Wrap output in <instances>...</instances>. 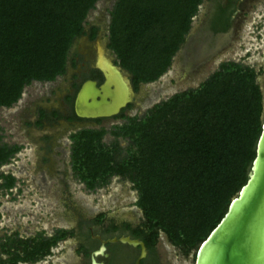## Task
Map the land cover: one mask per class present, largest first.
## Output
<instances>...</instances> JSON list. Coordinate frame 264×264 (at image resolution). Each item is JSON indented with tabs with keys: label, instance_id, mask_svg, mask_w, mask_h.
Segmentation results:
<instances>
[{
	"label": "trees",
	"instance_id": "obj_1",
	"mask_svg": "<svg viewBox=\"0 0 264 264\" xmlns=\"http://www.w3.org/2000/svg\"><path fill=\"white\" fill-rule=\"evenodd\" d=\"M98 1L0 0V108L16 104L33 82L55 81L67 72L73 45L87 33L88 15ZM238 1L219 0L212 22L215 31H229ZM203 2L117 0L109 48L130 73L135 89L167 72ZM97 29L92 27L91 38ZM262 74L264 68L257 71L226 61L198 87L175 93L143 116L130 117L124 109L119 117L127 120L114 130L85 127L74 134L73 167L87 187H103L113 176L128 179L139 192L137 205L143 212L137 224L119 223L102 212L91 220L82 218L80 226L93 225L94 233L105 238L130 235L143 240L148 255L141 264H163L158 244L164 232L185 256L194 252L195 261L200 244L249 179L264 123V89L258 80ZM73 117L78 118L75 113ZM108 132L117 138L111 144L103 141ZM120 136L132 143L127 153L121 152ZM22 148L5 142L0 126V169ZM0 178V193L17 181L4 172ZM79 235L90 239L91 230ZM75 236L73 228L20 239L25 246L10 264L41 260L60 241ZM99 245L94 240L79 246L85 256L82 264H90L89 256ZM110 247L119 256L107 264H135L140 255V247Z\"/></svg>",
	"mask_w": 264,
	"mask_h": 264
},
{
	"label": "rangeland",
	"instance_id": "obj_2",
	"mask_svg": "<svg viewBox=\"0 0 264 264\" xmlns=\"http://www.w3.org/2000/svg\"><path fill=\"white\" fill-rule=\"evenodd\" d=\"M116 2L117 0H99L87 18V22L103 25V47L107 45L109 48L111 12ZM203 10L201 5L192 25L198 23ZM208 48L210 50L206 54L190 53L189 57L185 50L177 52L165 74L157 81L142 86L139 97L144 103L125 113L130 117L143 116L155 104L175 93L198 87L226 61L242 62L255 67L257 71L264 68V0L249 1L240 13L237 27L230 33L221 35ZM83 49L78 43L74 46V52H78V67L74 68L70 63L67 75L60 76L55 81H35L25 88L22 98L16 104L10 108H0V126L5 142L23 147L10 163L0 169V173L13 174L18 179L11 193L4 192L0 196V245L5 241L1 236H12L16 228L21 229L22 238L39 233L53 236L60 229H71L81 213L95 216L106 212L110 217L126 216L137 221L143 217V212L137 205L139 192L130 180L121 179V176L113 177L109 184L90 191L77 179L71 169L69 136L83 127H71L65 121L45 128L37 123L27 125V119L36 120L35 111L39 103L62 106L59 87L65 88L68 80L81 71L83 58L79 57V53H83ZM111 51L117 63L118 55L114 50ZM214 54L218 57H214ZM86 55L85 58H88ZM85 79L82 78L81 81ZM258 80L264 89V74ZM146 95L149 98L145 99ZM48 98L51 99L49 105L45 102ZM122 122L125 123L126 120L111 118L101 125L92 124L87 127L114 130ZM48 132L52 135L60 132L52 153L49 151L51 140L45 138ZM110 133L106 140H109ZM122 143L126 145L130 140L125 138ZM59 146H62L63 153L59 152ZM74 241L72 237L60 241L50 255L34 264H81L82 257L77 254ZM158 246L163 264H194V252L185 256L164 232L161 233Z\"/></svg>",
	"mask_w": 264,
	"mask_h": 264
},
{
	"label": "water",
	"instance_id": "obj_3",
	"mask_svg": "<svg viewBox=\"0 0 264 264\" xmlns=\"http://www.w3.org/2000/svg\"><path fill=\"white\" fill-rule=\"evenodd\" d=\"M111 52L105 45L95 57V67L102 72L104 81L98 85L97 80L88 79L78 92L75 110L81 118L112 117L135 101L131 75L116 63ZM100 56L107 57V67ZM123 91L126 98L122 97ZM118 242L140 247L135 264H141L148 255L143 240L123 235L101 239L100 247L91 255V264H105L99 258L106 255L109 243ZM194 264H264V123L249 179L219 224L200 244Z\"/></svg>",
	"mask_w": 264,
	"mask_h": 264
},
{
	"label": "flooded vegetation",
	"instance_id": "obj_4",
	"mask_svg": "<svg viewBox=\"0 0 264 264\" xmlns=\"http://www.w3.org/2000/svg\"><path fill=\"white\" fill-rule=\"evenodd\" d=\"M221 1H223L224 4H226L228 2V0H221ZM249 1H255V0H239L237 2V4H236L237 5V10L233 14V25L231 26L229 31H227V32H217V31H215L212 28V22H213V18L215 16V11H216V8H217V4L219 3V0H204V2L201 4V5H203V8H204L203 13L200 16L198 23L195 26L191 25V29L189 30V32L187 34V37H186V39H185V41H184V43L181 46L179 51L185 50L184 52L187 54L188 57L190 56V53L194 54V55L195 54H197V55L199 54L200 55L202 53L206 54L210 50L208 48L209 45H212L213 42L216 43V41L220 39L221 35H226V34L230 33L231 31H233L234 28L237 27V25L239 23L240 13L242 12V10L245 9V7L247 6V3ZM92 27H97L98 28L95 38H91V36H90V31H91ZM102 27H103V25L100 24V23L99 24H94V23L87 22V24H86L87 33L82 35L81 37H79L75 41V43L73 45V48L71 50V53H70V59H69V62H68L67 72L63 76L68 74L70 63H72L74 68L78 67V62H79L78 61V52H76V53L74 52V46L77 43L79 44L81 49L84 48L83 49V53L82 52L79 53V57L83 58V60L81 61L82 66H81V71L79 73H77L76 76H73L71 80H68V84H67V86L65 88L59 87V91L62 93V96H61L62 106H60V107L47 106L44 103H39L38 106L36 107V111H35L36 117H37L36 120L34 119L35 120L34 121L33 119H27L26 120L27 125L32 126V125L37 123L39 126H42L43 128H45L47 125L52 127V126H55V125H60L62 122L65 121V122L69 123L71 127H79L80 126V127L85 128L84 126L87 127V125H92V124H95L97 126L101 125L105 120L111 119V118H115V120H120V119L123 120V121L127 120L126 118L119 117L120 113L124 109L118 115H115V116H112V117H102V118H81V117H79L77 115L76 110H75V101H76L78 92H79L82 84L88 79L97 80L98 81V85H100L104 81V77H103L102 72L95 67V57H96V46H97V43H98V48H97L98 51L102 50L101 48H104L103 44H102V42H104V40H103L104 35H103V28ZM85 48H87V49L85 50ZM221 50L222 49H220V51ZM218 52H219V50H218ZM86 54L88 55V58H85ZM214 57H218V55L214 54ZM94 74L97 77L93 78ZM82 78L83 79L86 78V79L81 81ZM100 78H103V80L100 81ZM143 85L144 84H141L138 89H135V87H134L137 96L135 98V101L132 104H129L125 108L126 109L125 111H128L132 107L140 106L141 104L144 103V101L142 102V99L139 97L140 94H141V90H142V86ZM144 98L147 99L149 97H148V95H146ZM45 102L49 105V102H51V99L50 98H48V100L45 99ZM74 113H75V115L78 118H74V117L72 118ZM118 124H122L123 125L124 123L122 122V123H118ZM83 128H79L78 130L73 131L70 134V136H69V139L71 141V161H70L71 162V169L74 172V174L77 177V179L80 181V183H83L86 186V189H88L90 191H95L98 188L95 189V190L89 189L87 187V184L79 177L78 173L76 172V170L73 167V162H72V152H73L72 148H73V145H74L73 135L78 133ZM108 134H109V132L104 135V137H103V141L104 142L111 144L114 141H116L117 138L112 132L110 133L109 140H106ZM59 135H60V132L57 133V134H53V135L49 134V132H48V134L45 135V138L47 140L48 139L51 140L50 144H49L50 153L53 152L54 145H56V141L58 140L57 138H58ZM118 141L120 142L121 147H122L121 152L127 153L131 149V145H132L131 141H130V143L124 145L122 142L125 141V138L121 137V136L118 137ZM59 148H60L59 152L63 153L62 146H59ZM113 177H120V176H113ZM0 182H3L2 178H0ZM17 182H18V179H17L15 185L12 188L8 189V190L7 189H1L0 196L4 192H6L8 194L11 193L12 190L16 187ZM97 215L94 216V215H90V214L81 213L79 218H78V220H77V223L71 228V229L74 228L76 230L77 235H78V236L72 237L75 240L74 242H75V245H76V251L77 252H78L79 246L81 244H85V245L89 246L91 241L95 240V241H99L100 245H101V239H109V238L103 237L101 234L94 233V226L93 225L85 226V227H81L80 226V222H81L82 218H84V220H91L92 218L96 217ZM116 219H117V221L119 223L123 222V221H129V222H131L133 224H137L140 221V220L137 221V220H135V219H133L131 217H126V216H124L122 218H116ZM87 230H91L90 239H88V238L83 239V240L79 239V236H80L79 234L86 233ZM20 233H21V229L20 228H16L12 236L9 237L8 234L7 235L5 234V235L1 236V239L5 240L0 245L1 246V251H0V263L1 264H2L3 261H8L7 264H10V259L12 258V256H14V255L16 256L18 254V251H20V250L23 251V248H24L23 246H25V244L24 243H20L19 242L20 239H22V240H26V239H29V238L33 239V238L37 237L40 234V233L39 234L37 233L38 235H32V236H29V237H26V238H22V237H20ZM43 235L44 236H48V235H45L44 233H43ZM99 236L101 237V239L99 238ZM118 243H120V242H118ZM114 244H116V243H111V244L109 243L107 245L108 247H107L106 255L100 257L99 258L100 261H102L105 264H107V261L110 260L112 257H114L116 255L119 256V254L115 253V251L112 250L111 247H110V245H114ZM100 245H99V247H100ZM10 246H11V253L8 252V248ZM98 248H96V249H98ZM96 249H94V250H96ZM93 251L91 252V254L89 256L90 264H91V255H92ZM77 254H79V256L82 257V263H83V261L85 260L84 254L83 253H79V252ZM120 256H122V255H120ZM161 257H162V254H161ZM39 261L40 260H38L36 262H22V261H19L18 264H22V263L34 264V263H37ZM64 261L67 262L66 259Z\"/></svg>",
	"mask_w": 264,
	"mask_h": 264
},
{
	"label": "bare ground",
	"instance_id": "obj_5",
	"mask_svg": "<svg viewBox=\"0 0 264 264\" xmlns=\"http://www.w3.org/2000/svg\"><path fill=\"white\" fill-rule=\"evenodd\" d=\"M98 43H97V46H96V53H102L103 51H104V48H101L102 50H99L98 51ZM101 57V59H102V62H103V64H104V66H106L107 67V64H108V59H107V57H103V56H100ZM121 86V85H120ZM125 91V90H124ZM124 91L122 92V97L125 95V98L127 97V94L126 93H124Z\"/></svg>",
	"mask_w": 264,
	"mask_h": 264
}]
</instances>
